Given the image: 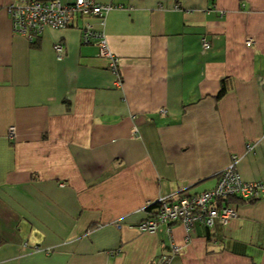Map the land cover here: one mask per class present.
I'll list each match as a JSON object with an SVG mask.
<instances>
[{"label":"crops","instance_id":"1","mask_svg":"<svg viewBox=\"0 0 264 264\" xmlns=\"http://www.w3.org/2000/svg\"><path fill=\"white\" fill-rule=\"evenodd\" d=\"M97 1L113 6L102 26L30 41L0 0V264H160L172 244L169 264H264V198L226 226L136 228L146 203L213 189L233 156L264 183V0Z\"/></svg>","mask_w":264,"mask_h":264},{"label":"built area","instance_id":"2","mask_svg":"<svg viewBox=\"0 0 264 264\" xmlns=\"http://www.w3.org/2000/svg\"><path fill=\"white\" fill-rule=\"evenodd\" d=\"M111 4L100 3L97 0H74L65 3L61 0H9L4 6L14 32L25 35L30 41L40 35L46 28H65L73 25L78 17H95L99 24H104L106 13L112 8ZM83 43L98 46V54L107 59L111 70L117 75L116 84H121L118 71L119 58L109 49L105 34L100 27L85 21L81 27ZM251 38L246 39L250 44ZM203 48L209 47L206 38H202ZM56 57L62 58L65 48L62 43L53 45ZM165 112L164 109L161 110ZM133 135L137 136L134 129ZM8 136L14 138L15 128H8ZM252 150L248 145L246 151ZM238 157L233 156L230 163L219 173L216 186L198 194L181 192L176 196L161 197L156 202H148L143 210L146 218L137 225L139 233L154 234L162 224L167 225L166 232L171 233V225L178 223L186 233L192 231L196 224L212 228L216 225L226 226L238 218V205L229 203L232 198L244 201H259L264 198V183L260 181L248 182L242 179L238 171ZM189 237L186 236L185 243ZM180 246L171 245L170 256L159 259L160 264H169L178 255Z\"/></svg>","mask_w":264,"mask_h":264},{"label":"trees","instance_id":"3","mask_svg":"<svg viewBox=\"0 0 264 264\" xmlns=\"http://www.w3.org/2000/svg\"><path fill=\"white\" fill-rule=\"evenodd\" d=\"M256 201H244L240 198H232L229 200V203H235V204H238V203H254Z\"/></svg>","mask_w":264,"mask_h":264}]
</instances>
